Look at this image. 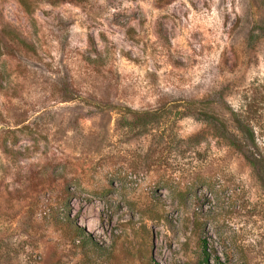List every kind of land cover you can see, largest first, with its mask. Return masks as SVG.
Returning a JSON list of instances; mask_svg holds the SVG:
<instances>
[{
  "label": "rangeland",
  "instance_id": "374dc122",
  "mask_svg": "<svg viewBox=\"0 0 264 264\" xmlns=\"http://www.w3.org/2000/svg\"><path fill=\"white\" fill-rule=\"evenodd\" d=\"M206 255L264 264V0H0V264Z\"/></svg>",
  "mask_w": 264,
  "mask_h": 264
},
{
  "label": "trees",
  "instance_id": "16d2710c",
  "mask_svg": "<svg viewBox=\"0 0 264 264\" xmlns=\"http://www.w3.org/2000/svg\"><path fill=\"white\" fill-rule=\"evenodd\" d=\"M5 33H6V35H9V36L12 35V31H9V29H6ZM204 105H206V104L204 103ZM193 106H194V104H193ZM191 107L192 106L189 104V107H187V108L191 109ZM201 108H202L201 111H200L201 113H210V111H211L210 108L208 109L206 106L205 107L201 106ZM128 111L130 113H132V111L130 109H128ZM145 113H153V112H145ZM240 124H242V123H240ZM250 140L252 142L254 141L253 135H251ZM75 230L79 231V229L77 227L75 228ZM77 233H78V238L81 237L82 240H86L85 239V237L87 236L86 232H77ZM90 243L93 244L92 241H90ZM208 259H209V256L206 255L198 264H208Z\"/></svg>",
  "mask_w": 264,
  "mask_h": 264
}]
</instances>
